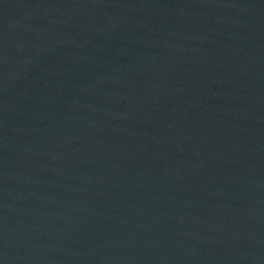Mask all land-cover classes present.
<instances>
[{"label": "water", "instance_id": "obj_1", "mask_svg": "<svg viewBox=\"0 0 264 264\" xmlns=\"http://www.w3.org/2000/svg\"><path fill=\"white\" fill-rule=\"evenodd\" d=\"M0 264H264V0H0Z\"/></svg>", "mask_w": 264, "mask_h": 264}]
</instances>
